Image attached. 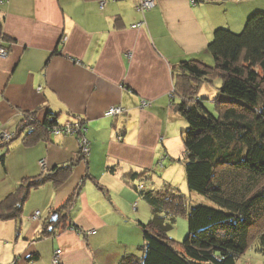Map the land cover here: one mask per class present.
<instances>
[{"label": "crops", "instance_id": "obj_1", "mask_svg": "<svg viewBox=\"0 0 264 264\" xmlns=\"http://www.w3.org/2000/svg\"><path fill=\"white\" fill-rule=\"evenodd\" d=\"M140 1L0 0L9 39L0 38L8 50L0 58V131L15 132L34 114L40 121L58 115L61 124L76 115L85 119L90 141L87 161L65 182L33 189L21 218L0 219V264H120L128 255L141 257L140 223L150 214L141 212L135 187L170 153L163 144L175 135L171 122L181 118L171 99L174 72L183 60L205 61L216 28L238 30L264 9L260 0H156L142 11ZM113 106L124 112L107 115ZM7 146L0 149V202L23 179L67 165L80 149L72 134ZM174 168L163 167V185H172ZM41 192H49L42 204L34 198ZM73 193L62 220L48 223ZM37 210L38 219L31 215Z\"/></svg>", "mask_w": 264, "mask_h": 264}, {"label": "trees", "instance_id": "obj_2", "mask_svg": "<svg viewBox=\"0 0 264 264\" xmlns=\"http://www.w3.org/2000/svg\"><path fill=\"white\" fill-rule=\"evenodd\" d=\"M0 38L3 43L9 40L1 16ZM207 48L214 64L198 58L181 61L174 72L171 99L189 127L182 132L188 187L214 205L189 206L185 195L170 184L149 191L137 184L139 195L151 206L148 222L140 223L143 255H128L120 264H237L249 247L264 252V9L251 14L238 30L216 28ZM217 75L222 85L215 94L213 114L205 107L200 89L203 79ZM25 118L27 123L14 132L10 141L0 142V149L22 133L24 143L33 144L62 125L58 115L52 113L43 121L35 114ZM72 119L87 128L84 118L75 115ZM4 157L2 154L1 159ZM88 157L79 151L67 165L23 179L0 202V219L21 218L33 189L46 182L56 186L65 182L72 168ZM137 176L135 173L129 179ZM74 200L73 193L57 209V221H49V217L46 221L60 222L61 212L70 210ZM181 216L187 218L189 232L177 247L167 232ZM52 231L45 232L51 235Z\"/></svg>", "mask_w": 264, "mask_h": 264}, {"label": "rangeland", "instance_id": "obj_3", "mask_svg": "<svg viewBox=\"0 0 264 264\" xmlns=\"http://www.w3.org/2000/svg\"><path fill=\"white\" fill-rule=\"evenodd\" d=\"M204 58L206 60L205 61L206 64H209V65L214 64L213 57L211 55H209V56L205 55ZM189 59H191V58H189ZM221 85H222V78L219 75L213 76L209 80L203 79V82L201 85L202 87L200 89V96L202 98H205V99H203L205 107L210 112H212L213 114H216V106L214 103L215 94H216V92H218V94H219L218 89L221 87ZM175 99H176L175 102L177 104L179 102V100H178V98H175ZM173 109H175V108L173 107ZM178 115L180 116V114H178ZM179 119H180L179 121H177V122L175 121L173 123L171 122V124H170L171 125L170 131L174 132L175 135H168L167 137L170 139L169 140L167 139L165 141V143L163 144L164 147L166 145L170 146L169 147L170 148L169 149L170 150L169 155L166 153L165 150H163L164 155H166V154L168 155V158L166 156L167 160L165 158V160H166L165 165L167 163H172V164L176 165V168H174V170L176 171V172H174V175L172 176V174H171L168 176L169 182H170V179L173 180V183H171L172 184L171 187L173 189L174 188L179 189V191L183 195H185L189 206H194V205L201 204V203L202 204H208V205H214V203L211 202L209 199H207L205 196H202L200 194H197L196 192L191 191L188 187L186 176H185V165H184L185 143H184V135L182 132L184 130H187L189 127H188V123L185 121V119L183 117H181ZM21 136H23V133L20 136L17 135L16 138L12 140V144L15 145V142H17V141L23 142ZM163 145H161V149L164 148ZM2 148H4L3 150H5V149H7V146L6 147L4 146ZM158 156L161 157L160 155H158ZM169 156H171V157H169ZM149 173H150L149 174L150 177L148 179H142L141 180L145 186V188H144L145 191H149L151 189L157 190V189H162L165 187L163 185V180H164L163 178H165L166 175H165V172H164L162 165H160V168L158 166H156L155 168L150 170ZM166 179H167V177H166ZM168 185H169V183H168ZM139 187L141 188V186H139ZM168 187H170V186H168ZM40 191H42V190H40ZM32 192H34V191H32ZM35 197L37 198V201L40 200L41 201L40 204H42L43 202L48 200L49 192H41L39 194H36V196H34V198ZM143 203H144L143 204L144 206H142L141 212L146 213L147 215L150 214L151 213L150 204L145 200ZM145 205H146V207H145ZM44 207H45V205H44ZM54 211H56V210H54ZM53 212L51 213V216H52ZM33 214H31V215H33ZM34 218L38 219V217H34ZM50 219H51V217H50ZM148 220H149V217H148V219H146L144 221V223H147ZM55 221H57V220H55ZM79 232L84 233L86 231L79 230ZM88 232H91V230H89ZM188 232H189L188 220L185 216H181V217H178L176 219L174 226L170 230H168L167 234L170 238L174 239L177 242V244H176L177 247H180V243L186 238V236L188 235ZM57 250L54 251V253H53V256H52L53 262H54L53 259L56 255L58 257H60L61 251L57 252ZM137 251H140V249H138ZM237 264H264V252L257 250L256 246L249 247V249L239 257V259L237 260Z\"/></svg>", "mask_w": 264, "mask_h": 264}, {"label": "built area", "instance_id": "obj_4", "mask_svg": "<svg viewBox=\"0 0 264 264\" xmlns=\"http://www.w3.org/2000/svg\"><path fill=\"white\" fill-rule=\"evenodd\" d=\"M156 4V0H141L139 3V9L140 10H145L153 7ZM141 25V23H136L133 26L138 27ZM8 53V50L4 46H0V58L3 56H6ZM144 105L150 104L149 101H144ZM124 112V109L121 106H113L107 111V115L112 116V115H118ZM87 131V128L83 127V125L78 122V121H67L66 123L62 124L60 127H55L53 131H51L53 134L59 135L61 133L63 134H72V135H78V140H79V151L81 154L88 156L90 154V141L89 139L84 135L85 132ZM82 132V133H81ZM14 137V132L6 131V130H1L0 131V142H6L10 141ZM121 138V137H119ZM42 166H44V161H41ZM141 188H143V185H141ZM40 211H35L33 216L34 217H39ZM33 217V218H34ZM88 232V231H87ZM88 233H95V230H91V232ZM61 249H58L57 252H60ZM54 262L58 263L59 262V257L56 255L54 257ZM15 263V262H14Z\"/></svg>", "mask_w": 264, "mask_h": 264}, {"label": "water", "instance_id": "obj_5", "mask_svg": "<svg viewBox=\"0 0 264 264\" xmlns=\"http://www.w3.org/2000/svg\"><path fill=\"white\" fill-rule=\"evenodd\" d=\"M57 219H58V211H54L53 214H52V216H51V220L52 221H55Z\"/></svg>", "mask_w": 264, "mask_h": 264}, {"label": "clouds", "instance_id": "obj_6", "mask_svg": "<svg viewBox=\"0 0 264 264\" xmlns=\"http://www.w3.org/2000/svg\"><path fill=\"white\" fill-rule=\"evenodd\" d=\"M143 188H144V185H143ZM59 263V262H58Z\"/></svg>", "mask_w": 264, "mask_h": 264}]
</instances>
